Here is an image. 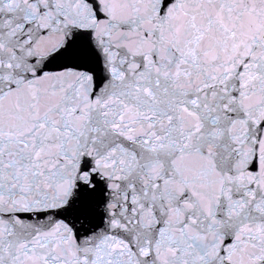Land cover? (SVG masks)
I'll list each match as a JSON object with an SVG mask.
<instances>
[{"label":"snow or ice","instance_id":"snow-or-ice-1","mask_svg":"<svg viewBox=\"0 0 264 264\" xmlns=\"http://www.w3.org/2000/svg\"><path fill=\"white\" fill-rule=\"evenodd\" d=\"M0 264H264V0H0Z\"/></svg>","mask_w":264,"mask_h":264}]
</instances>
